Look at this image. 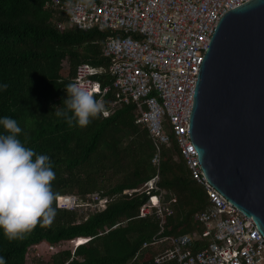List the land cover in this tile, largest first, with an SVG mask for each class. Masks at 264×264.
Masks as SVG:
<instances>
[{
  "label": "trees",
  "instance_id": "trees-1",
  "mask_svg": "<svg viewBox=\"0 0 264 264\" xmlns=\"http://www.w3.org/2000/svg\"><path fill=\"white\" fill-rule=\"evenodd\" d=\"M47 1L0 0V82L9 84L0 91V116L16 118L23 129L19 134L22 142L51 157L56 171L53 190L61 201L68 202L61 196L75 191L87 196L104 190L99 176L119 163L116 135L121 128L136 130V105H124L108 118L101 112L85 127L69 126L55 115L52 106H62L67 99L65 87L75 78L78 66L87 63L108 67L103 43L120 33L110 29L62 32L57 26L60 16L45 8ZM64 62L69 63L66 77L61 74ZM99 80L102 87L112 83L109 77ZM114 98L110 93L105 104ZM136 125L145 136L137 139L134 169L123 182L104 191L102 197L109 200L107 208L96 213L86 211V219L79 221L77 209L57 207V197V214L51 223H38L16 240H9L0 229V254L7 264H26L31 248L42 244H75L73 253L61 251L52 264H155L154 259L171 248L169 242H163L143 249L144 243L153 242L160 230L152 217L138 218L140 208L155 194L153 189L142 188L157 170L151 162L155 148L152 140H147L148 130ZM159 187L170 193L173 210L166 219L163 236L203 234L204 226L195 215L208 206V195L193 180L174 138L171 148L162 153ZM209 243L203 238L194 246V252Z\"/></svg>",
  "mask_w": 264,
  "mask_h": 264
},
{
  "label": "built area",
  "instance_id": "built-area-1",
  "mask_svg": "<svg viewBox=\"0 0 264 264\" xmlns=\"http://www.w3.org/2000/svg\"><path fill=\"white\" fill-rule=\"evenodd\" d=\"M247 1L49 0L45 4L46 9L59 14L57 26L62 32L110 29L120 33L103 43L109 66L82 64L74 79L98 96L104 105V118L124 105L135 104V123L148 130L155 148L151 162L157 172L142 189H153L155 194L140 208L138 218L152 217L160 230L143 249L163 242L171 245L154 259L155 264H264V237L252 218L202 177L186 135L191 91L213 29L226 11ZM103 76L112 83L102 87L99 78ZM110 93L115 98L106 105L104 100ZM173 138L193 180L208 195V206L195 215L204 226L203 234L163 236L166 219L173 210L170 193L159 187L160 167L163 150L171 148ZM66 198V207L80 208L76 198ZM108 203L100 196L89 203L88 211L102 212ZM203 238L209 245L194 252Z\"/></svg>",
  "mask_w": 264,
  "mask_h": 264
},
{
  "label": "water",
  "instance_id": "water-1",
  "mask_svg": "<svg viewBox=\"0 0 264 264\" xmlns=\"http://www.w3.org/2000/svg\"><path fill=\"white\" fill-rule=\"evenodd\" d=\"M186 135L202 177L264 237V0L226 11L200 59Z\"/></svg>",
  "mask_w": 264,
  "mask_h": 264
},
{
  "label": "clouds",
  "instance_id": "clouds-1",
  "mask_svg": "<svg viewBox=\"0 0 264 264\" xmlns=\"http://www.w3.org/2000/svg\"><path fill=\"white\" fill-rule=\"evenodd\" d=\"M9 87L0 82V91ZM68 97L62 106L53 105L55 115L69 126H87L104 105L78 80L69 82ZM0 229L9 240L23 238L38 223H51L58 194L53 190L54 162L46 153H37L19 138L23 129L12 116H0ZM0 264L7 259L0 254Z\"/></svg>",
  "mask_w": 264,
  "mask_h": 264
},
{
  "label": "rangeland",
  "instance_id": "rangeland-1",
  "mask_svg": "<svg viewBox=\"0 0 264 264\" xmlns=\"http://www.w3.org/2000/svg\"><path fill=\"white\" fill-rule=\"evenodd\" d=\"M61 74L63 77L69 75L68 62L63 63ZM135 127H137L136 130L134 127H129L128 129L121 128V130H119V133L116 135V139H118L119 141V149L121 155L119 157V163H117L116 167H111L108 170L101 172L99 176V183L101 185V188L104 189L103 191L95 192L87 196H80L75 191L74 193L72 192L61 196L72 197L78 200L80 208H78L76 211L79 216V221H83L84 219H86L87 215H85L84 213L88 211L89 203H94L95 199L102 196L104 191L109 187L123 182L125 177L133 171L136 145H138L137 139L145 136L144 130L142 128L138 127L136 124ZM147 140L151 141L149 136H147ZM168 152L171 156L174 155V152L172 150H168ZM65 205V201H61L60 197H58L57 207H63L65 209H69L71 207L68 204L67 207ZM74 245V243L64 242L55 247H48L46 244H42L37 246L36 248H31L29 252L30 256L28 257L26 264H52L54 261V256L61 251L71 250L73 253L75 250Z\"/></svg>",
  "mask_w": 264,
  "mask_h": 264
}]
</instances>
